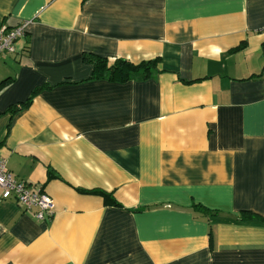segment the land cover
Listing matches in <instances>:
<instances>
[{
	"label": "crops",
	"instance_id": "crops-1",
	"mask_svg": "<svg viewBox=\"0 0 264 264\" xmlns=\"http://www.w3.org/2000/svg\"><path fill=\"white\" fill-rule=\"evenodd\" d=\"M25 21L0 157L54 209L0 190V264H264V0H0Z\"/></svg>",
	"mask_w": 264,
	"mask_h": 264
},
{
	"label": "built area",
	"instance_id": "built-area-1",
	"mask_svg": "<svg viewBox=\"0 0 264 264\" xmlns=\"http://www.w3.org/2000/svg\"><path fill=\"white\" fill-rule=\"evenodd\" d=\"M26 25L27 21L13 27L0 25V55L16 50L15 44L25 34ZM0 190L1 198L8 199L13 196L26 210L35 208L34 216L38 220H43L45 215L53 213V199L39 187L32 189L25 181L15 179L6 169L4 157H0Z\"/></svg>",
	"mask_w": 264,
	"mask_h": 264
},
{
	"label": "trees",
	"instance_id": "trees-1",
	"mask_svg": "<svg viewBox=\"0 0 264 264\" xmlns=\"http://www.w3.org/2000/svg\"><path fill=\"white\" fill-rule=\"evenodd\" d=\"M89 60L94 65L91 74L92 78H103L117 81L129 80L135 75L137 70H141L144 75H147L150 68L154 67L156 61V59L148 60L134 65L124 59L117 58L113 64L107 65L105 60L98 57H89Z\"/></svg>",
	"mask_w": 264,
	"mask_h": 264
}]
</instances>
